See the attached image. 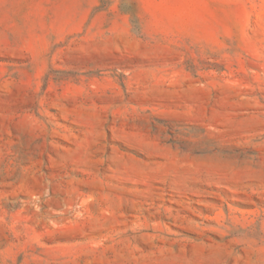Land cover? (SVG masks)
<instances>
[{
  "label": "rangeland",
  "instance_id": "1",
  "mask_svg": "<svg viewBox=\"0 0 264 264\" xmlns=\"http://www.w3.org/2000/svg\"><path fill=\"white\" fill-rule=\"evenodd\" d=\"M0 264H264V0H0Z\"/></svg>",
  "mask_w": 264,
  "mask_h": 264
}]
</instances>
